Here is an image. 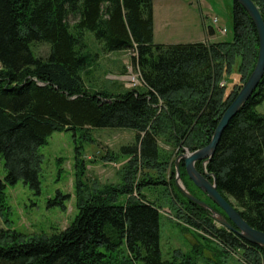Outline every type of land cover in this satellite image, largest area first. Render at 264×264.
<instances>
[{"label":"trees","instance_id":"16d2710c","mask_svg":"<svg viewBox=\"0 0 264 264\" xmlns=\"http://www.w3.org/2000/svg\"><path fill=\"white\" fill-rule=\"evenodd\" d=\"M253 1L264 19V0ZM233 25L232 42L155 44L154 0H0V155L6 170L0 180V214L7 209L8 187L23 182L41 193V149L53 134L73 132L76 138L83 132L84 137L100 128L137 134L135 145L124 149L130 159L125 184L97 189L85 181V165L79 166L75 221L48 236L0 231L5 239L0 241V264H179L177 258H163L162 207L145 197L146 186L169 187L173 204L190 212L186 223L227 249H241L251 264H264V248L216 225L176 188L174 154L164 160L159 145L162 138L178 154L211 142L258 61L257 28L236 1ZM89 34L95 43L88 41ZM39 44L48 45L47 57L33 53ZM131 52L143 87L115 95L87 86L85 77L103 54ZM238 57L242 75L248 77L226 95L221 81ZM263 103L264 77L223 132L207 166L220 194L261 232L264 114L257 108ZM167 170L165 177L152 173ZM181 172L185 177L186 170ZM58 199L68 196L59 194ZM51 205L64 203L54 199ZM181 264L194 263L186 259Z\"/></svg>","mask_w":264,"mask_h":264},{"label":"rangeland","instance_id":"374dc122","mask_svg":"<svg viewBox=\"0 0 264 264\" xmlns=\"http://www.w3.org/2000/svg\"><path fill=\"white\" fill-rule=\"evenodd\" d=\"M233 2L234 0H154L155 44L204 42L207 40L205 29L209 28L215 31V37L207 41L232 42ZM222 29L227 32L222 34ZM88 41L95 43L93 35H88ZM35 49L33 53L37 57H47L49 53L46 44H39ZM241 71V59L238 57L229 66L221 81V86L225 90L227 88L226 95L235 89V85L239 88L248 77H244ZM136 74L133 52L125 55L103 54L92 65L85 81L90 89H101L119 95L127 90L143 87L142 83L135 87L130 81V77ZM257 110L264 114V103L258 106ZM136 138V132L131 129L100 128L92 130L89 136L84 137L83 132H79L76 138L73 132L53 134L48 144L41 149L44 156L40 176L41 193L31 190L23 182L8 187L7 209L0 214V231L27 236H48L65 230L79 213L76 193L79 166L85 165L84 178L92 187L99 189L105 185L122 186L125 184V170L130 162L124 149L135 145ZM159 145L164 160L169 159V154H174V161L171 162L175 164L181 152L176 154L178 149L173 150L162 138ZM77 148H80L82 153L80 158L76 154ZM152 173L165 177L169 170ZM5 176L4 160L0 155V180L3 181ZM141 177L138 175L136 181ZM183 183L192 193L184 179ZM168 191L171 192L167 186H146L143 191L148 200L162 207L160 246L164 260L177 258L179 264L186 259H190L194 264H251V259L246 258L241 249H227L219 244L217 239L186 223L185 214L190 212L186 208L181 210L175 206ZM59 194L67 195L68 199L59 200ZM54 199L60 204L64 203V206L51 205ZM122 200L124 201L125 197ZM176 208L180 209L179 213ZM200 234L207 238L204 239ZM2 240L5 239L0 237V241Z\"/></svg>","mask_w":264,"mask_h":264},{"label":"water","instance_id":"95a60500","mask_svg":"<svg viewBox=\"0 0 264 264\" xmlns=\"http://www.w3.org/2000/svg\"><path fill=\"white\" fill-rule=\"evenodd\" d=\"M244 7L251 19L253 20L259 35L260 47L259 55L256 67L253 73L250 75L247 82L242 86L237 96L230 104V106L223 113L220 122L214 132L211 142L204 148L197 151L190 152L184 149L178 156L176 166V188L191 202L207 210L213 220L220 226L237 234L247 242L264 248V232L251 227L236 210V208L226 200L218 191L215 177L208 173L207 165L210 163L214 156L223 132L228 127L230 122L236 117V115L245 107L248 101L252 98L259 84L264 77V19L259 7L253 0H234ZM203 162L204 173H200L196 164ZM181 163L185 167L186 173L192 182L200 190L208 195V197L225 213L228 220L212 209L208 204L196 198L184 185L181 175ZM213 178L210 181L209 178Z\"/></svg>","mask_w":264,"mask_h":264},{"label":"flooded vegetation","instance_id":"af4514ba","mask_svg":"<svg viewBox=\"0 0 264 264\" xmlns=\"http://www.w3.org/2000/svg\"><path fill=\"white\" fill-rule=\"evenodd\" d=\"M182 153V152H181ZM180 153V154H181ZM208 166V165H207ZM181 168L185 167L183 166V164L181 163ZM196 168L200 173H204V167H203V162H199L196 164ZM201 168V169H200ZM209 173V172H208ZM182 175V172H181ZM182 179H184V181H186L188 183V188L192 191V193L194 194V196L196 198H198L199 200L205 202L206 204H208L212 209H214L215 211H217L218 213H220L221 215H223L227 220L228 218L226 217L225 213L208 197V195L206 193H204L202 190H200L197 186H195V184L192 182V180L189 178V176L186 173L185 177H182ZM210 181H213V178H209ZM207 211V210H206ZM209 217L212 218L211 214L207 211ZM213 219V218H212ZM214 221V220H213ZM214 223L218 226H220L218 223H216L214 221ZM222 227V226H220Z\"/></svg>","mask_w":264,"mask_h":264},{"label":"built area","instance_id":"2783aa9c","mask_svg":"<svg viewBox=\"0 0 264 264\" xmlns=\"http://www.w3.org/2000/svg\"><path fill=\"white\" fill-rule=\"evenodd\" d=\"M214 22L216 23L217 22V20H214ZM224 30V31H223ZM227 31L225 30V29H222L221 30V33L223 34V33H226ZM130 81L135 85V87L137 86V85H141V83H142V80H141V75L139 74V73H137L136 75H134V76H131L130 77ZM133 86V85H132Z\"/></svg>","mask_w":264,"mask_h":264},{"label":"crops","instance_id":"0c3cea01","mask_svg":"<svg viewBox=\"0 0 264 264\" xmlns=\"http://www.w3.org/2000/svg\"><path fill=\"white\" fill-rule=\"evenodd\" d=\"M154 31H155V25H154ZM207 31H208V29H205V32H206V36H207V40H209V39H213L214 37H215V35H209L208 33H207ZM207 40H205L204 42H209V41H207Z\"/></svg>","mask_w":264,"mask_h":264}]
</instances>
